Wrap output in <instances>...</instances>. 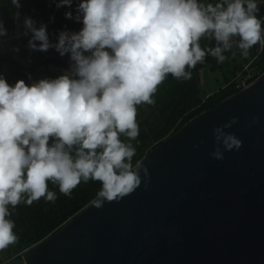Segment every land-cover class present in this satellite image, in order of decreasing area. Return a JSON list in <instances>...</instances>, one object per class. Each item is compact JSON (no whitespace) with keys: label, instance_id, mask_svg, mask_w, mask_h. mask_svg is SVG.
I'll use <instances>...</instances> for the list:
<instances>
[{"label":"clouds","instance_id":"clouds-1","mask_svg":"<svg viewBox=\"0 0 264 264\" xmlns=\"http://www.w3.org/2000/svg\"><path fill=\"white\" fill-rule=\"evenodd\" d=\"M261 2L75 0V15L67 11L64 16L82 28L61 31L55 44L46 25L37 27L31 17H24L30 52L55 49L61 57L68 54L71 63L56 78L34 81L29 74L27 83H9L0 72V250L18 242L11 217L21 203L58 199L49 182L71 197L82 181H98L101 187L90 201L96 209L120 202L142 182L146 190L148 169L142 161L133 164L136 148L131 141L140 130L137 106L154 105L158 87L169 76L191 80L208 56L224 63V53L234 44L244 59L254 46L264 51ZM73 3L58 0L56 7L71 9ZM11 4L21 8L20 0ZM7 35L0 17V38ZM202 37L214 39L215 45L202 48ZM12 51L19 53V48ZM259 119L252 117L249 127ZM237 122L234 117L212 129L213 159L223 161L225 152L242 147L240 139L225 131Z\"/></svg>","mask_w":264,"mask_h":264},{"label":"water","instance_id":"water-1","mask_svg":"<svg viewBox=\"0 0 264 264\" xmlns=\"http://www.w3.org/2000/svg\"><path fill=\"white\" fill-rule=\"evenodd\" d=\"M21 47L0 43L3 66L15 55L27 60ZM232 51L240 50L234 44ZM254 116L259 123L249 127ZM234 117L238 122L225 131L242 147L215 160L212 129ZM140 161L149 172L146 190L142 182L118 203L88 204L3 264H264V73Z\"/></svg>","mask_w":264,"mask_h":264},{"label":"trees","instance_id":"trees-1","mask_svg":"<svg viewBox=\"0 0 264 264\" xmlns=\"http://www.w3.org/2000/svg\"><path fill=\"white\" fill-rule=\"evenodd\" d=\"M56 2L54 0H20L21 8L17 10L12 6L11 0H0V9L6 13L7 18L4 22L8 31V35L1 39L16 35V41L27 47L30 34L28 36L23 35L25 31L23 26L24 17H31L36 22L37 27L41 24L46 25L49 40L52 36L57 38L61 31L75 32L78 22L68 20L64 16L67 11H72L75 15V0L71 9L67 7L57 8ZM201 2L216 3L218 0H201ZM17 11L20 12L19 20H16ZM259 17L264 20V3L260 9ZM200 44L202 48L214 46L215 41L214 39L202 37ZM257 48L258 46H254L250 50L249 59L245 61L242 60L240 51H235L236 56L234 58L232 51L224 53L228 59L222 64L218 63L215 58L210 57L193 70L191 80H175L171 77L166 79L158 87L153 97L155 100L154 105H138L136 120L140 130L137 140L131 141L136 148L133 164L136 161H140L154 146L167 136L178 131L192 118L213 108L225 98L240 91V89L235 88L229 82L247 64L249 65L246 73L253 75L251 82H254L264 73V51H260L257 54L255 52ZM48 62L57 68H63L64 71L60 70L58 73L47 71L46 78H56L68 71L70 67L69 55L66 54L61 57L56 51H54L53 57ZM203 70L217 74L221 80L222 87L205 94L201 99H196V91L202 81L200 72ZM6 78L9 83L19 80L12 74L6 76ZM121 140L128 142L123 135ZM48 187L57 193L58 199L55 203H46L41 199L38 202H34L31 206L21 203L14 210L11 219L15 221L14 232L19 239L17 243L0 250V264L20 258L21 253L25 249L54 234L71 217L90 204L101 185L98 181L90 180L87 183L82 181L73 190L71 197L61 194L58 186L53 185L51 182H49Z\"/></svg>","mask_w":264,"mask_h":264},{"label":"flooded vegetation","instance_id":"flooded-vegetation-1","mask_svg":"<svg viewBox=\"0 0 264 264\" xmlns=\"http://www.w3.org/2000/svg\"><path fill=\"white\" fill-rule=\"evenodd\" d=\"M0 17H2L4 21L7 18L6 13L2 9H0ZM15 37L16 35L3 39L0 38V43L8 40H10L11 42H15ZM57 38H53L52 36L50 42L55 44L57 42ZM20 45L22 46L21 48L24 51V55L25 57H27V60H24L22 57L15 55V63L11 62L8 66H3V62L0 61V71L3 72L6 76H10L12 74L14 77L19 78V80L23 79L27 83L29 82L27 80L29 74L35 81L46 78L47 71H54L56 73H58L60 70L64 71L63 68H57L48 62L53 57L55 49H49L47 52H40L37 54V52H30L26 46L22 44Z\"/></svg>","mask_w":264,"mask_h":264},{"label":"rangeland","instance_id":"rangeland-1","mask_svg":"<svg viewBox=\"0 0 264 264\" xmlns=\"http://www.w3.org/2000/svg\"><path fill=\"white\" fill-rule=\"evenodd\" d=\"M242 57V60H248ZM202 81L200 87L196 91V99H201L205 94L209 92H213L218 89L221 85V80L219 79L217 74L209 73L207 70H203L200 72Z\"/></svg>","mask_w":264,"mask_h":264},{"label":"built area","instance_id":"built-area-1","mask_svg":"<svg viewBox=\"0 0 264 264\" xmlns=\"http://www.w3.org/2000/svg\"><path fill=\"white\" fill-rule=\"evenodd\" d=\"M259 48V46H258ZM258 48L255 49V52L258 54L260 51H258ZM247 64L241 72H239L230 82L229 84L234 85L235 88L237 89H244L246 88L251 82L253 75L250 73H246L247 72V68H248Z\"/></svg>","mask_w":264,"mask_h":264},{"label":"crops","instance_id":"crops-1","mask_svg":"<svg viewBox=\"0 0 264 264\" xmlns=\"http://www.w3.org/2000/svg\"><path fill=\"white\" fill-rule=\"evenodd\" d=\"M220 87H222V84L220 85ZM217 90V89H216ZM215 91V90H214ZM209 94V93H208Z\"/></svg>","mask_w":264,"mask_h":264}]
</instances>
